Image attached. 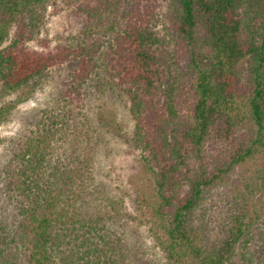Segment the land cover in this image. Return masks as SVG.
<instances>
[{"label": "trees", "instance_id": "trees-1", "mask_svg": "<svg viewBox=\"0 0 264 264\" xmlns=\"http://www.w3.org/2000/svg\"><path fill=\"white\" fill-rule=\"evenodd\" d=\"M56 1L0 0V125L52 69L70 70L62 108L95 78L128 103L123 139L152 182L134 202L161 264H264V0H82L78 33L32 50ZM54 111L8 160L20 222L0 233V264H141L119 205L97 204L91 128Z\"/></svg>", "mask_w": 264, "mask_h": 264}, {"label": "rangeland", "instance_id": "rangeland-1", "mask_svg": "<svg viewBox=\"0 0 264 264\" xmlns=\"http://www.w3.org/2000/svg\"><path fill=\"white\" fill-rule=\"evenodd\" d=\"M81 4L82 0H57L47 8L38 36L26 42V45L32 50L47 52L56 49L58 45L66 44L83 24V18L77 13ZM69 72L67 66L52 69L48 79L37 89L32 99L14 109L9 119L0 125V233L11 236L20 222L5 178L11 153L44 111L54 109L57 113L67 115L69 110V113H72L71 120L77 127L91 128L90 137L95 143L93 175L95 188L99 192L96 193L98 201L92 195L90 202L97 201L101 208L108 203L107 200H111L112 205L113 202L117 203L120 211L124 213L119 223L124 226L121 232L131 256L141 264H161L164 257L154 236L155 232L146 222L148 217L134 202L135 197L142 191L151 190L152 182L143 174L139 153L123 139L132 133L134 126L128 112V103L123 96L116 93H101V90L99 92L100 87L94 78L86 82L79 96L71 94V104L62 108L61 94H65L66 84L71 82ZM99 117L119 125L121 132L108 130L102 121H99ZM61 144L59 141L57 145ZM64 148H67V145H62L60 151L64 152ZM217 151L210 146L207 156H216ZM216 197L218 196L215 195L214 198ZM12 245L14 248L15 244Z\"/></svg>", "mask_w": 264, "mask_h": 264}]
</instances>
